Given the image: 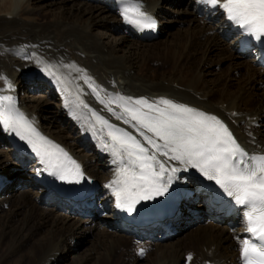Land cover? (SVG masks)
Listing matches in <instances>:
<instances>
[{
    "label": "bare ground",
    "instance_id": "obj_1",
    "mask_svg": "<svg viewBox=\"0 0 264 264\" xmlns=\"http://www.w3.org/2000/svg\"><path fill=\"white\" fill-rule=\"evenodd\" d=\"M44 1L2 0L3 6H0V9H8L6 17L0 16V147L6 151L0 160V264H60L61 253L74 249L69 245L70 235L83 229L88 233L97 226L95 216L102 211H108L109 220L101 225L105 231L97 240L98 255H88L75 264L92 261L93 264H109L110 261L116 264H241L243 242L251 240L246 218L241 214L230 219L219 215L211 204L214 195L206 187L199 170L190 166L185 168L176 161L169 162L179 171L173 174L168 189L181 192L184 201L173 220L166 223L170 235L165 236L163 231L156 235L152 230L138 233L124 224L122 208L118 206L113 188L109 187L118 178L119 164L104 147L105 141H111L106 129L101 131L92 112L136 135L150 147L134 128L108 111L107 102L116 100L117 103L110 106L119 114L122 111L117 106L119 97L146 99L150 103L169 99L216 116L247 154H264V135H260L255 125L258 120L259 124L264 121V98H256L253 93L256 83L264 81L260 55L254 52L252 59L246 58L247 54L242 52L243 36L238 35L227 20L226 12L202 0L181 4L186 22L193 26L192 35L185 42L182 40L180 44L176 42L163 48L140 42L116 0L84 3L75 16L62 8L66 2L77 0H52L51 4L59 6L61 11L47 13L39 11V5H36ZM128 1L139 3L141 10L159 23L161 34L170 5L162 0ZM84 7L87 11H83ZM198 12L202 14L200 19ZM95 14L99 16L96 18ZM24 16L32 21L24 20ZM160 18L164 21L160 22ZM98 27L120 34V42L109 44L97 39L93 32ZM228 39L231 41L227 42ZM129 40H134L130 52L121 55V47ZM190 48L191 53L204 50L202 58L208 52L223 50L227 59L236 64L234 72L247 71L248 78L240 93L232 96L229 92L235 77L233 71L232 75L230 72L212 84L202 78L205 76L203 71L211 65L208 60L204 64L200 61L195 75V61H191V53L185 54V49ZM155 62L163 66L170 63L171 70L154 72ZM49 70L55 75H50ZM31 83H34L33 92L37 90L35 88L43 91L39 93L38 90L35 105L20 99ZM209 88H213L214 93H210ZM6 97H11L13 103L8 104L4 100ZM10 110L23 113L41 135L63 148L98 184L101 200H89L84 204L87 208L80 211L48 190L49 172L41 161L16 150L15 132L3 121ZM27 162L28 170L23 169ZM14 169L18 180L7 178L6 171ZM23 179L31 180V188L11 196ZM7 193L9 196H5ZM195 201L201 204L202 210L193 216L189 205ZM49 203L53 207L47 209ZM5 206L9 209L5 210ZM5 211L6 215L3 214ZM204 217H208L207 220H203ZM187 225L194 226L189 235L167 245L166 242L177 237ZM110 230L115 233L114 238L107 236L111 235ZM132 244L136 251H131ZM121 249L123 252L118 255ZM140 249L146 250V257H150L147 262L140 255Z\"/></svg>",
    "mask_w": 264,
    "mask_h": 264
},
{
    "label": "snow or ice",
    "instance_id": "obj_2",
    "mask_svg": "<svg viewBox=\"0 0 264 264\" xmlns=\"http://www.w3.org/2000/svg\"><path fill=\"white\" fill-rule=\"evenodd\" d=\"M202 2L213 8L219 6L229 20L249 36L264 43V0ZM141 8L139 3L131 4L125 18L142 28H155V21ZM129 13L137 18L133 19ZM49 74L55 75L50 70ZM93 91L96 89L93 88ZM4 100L8 104L13 103L11 97ZM118 100L117 106L122 111L118 114L110 106L117 103L116 100L107 102L108 111L117 120L134 128L150 146L146 147L136 135L92 112L101 125V131L106 129L111 141H105L104 147L115 157L114 162L119 164L118 178L109 185L115 192L118 206L133 211L139 201L164 195L172 183L173 174L179 171L170 161H176L185 168L198 169L239 204L247 206V231L261 243L258 246L249 240L243 242L244 264H264V155L249 157L228 127L216 116L164 98L152 103L146 99L119 97ZM3 121L22 140L27 141L32 151L43 158L50 171L59 175V179L77 183L82 179L83 174L76 161L58 144L37 132L23 113L17 111L15 116L5 115ZM100 139L104 140V137Z\"/></svg>",
    "mask_w": 264,
    "mask_h": 264
},
{
    "label": "rangeland",
    "instance_id": "obj_3",
    "mask_svg": "<svg viewBox=\"0 0 264 264\" xmlns=\"http://www.w3.org/2000/svg\"><path fill=\"white\" fill-rule=\"evenodd\" d=\"M18 1L22 2L24 0H18ZM92 1L93 0H77V1H75V3L74 2H66L64 8H62V9H64L66 12H68L70 14V16H75L77 14V11H79V12L81 11V8L83 5L92 4L93 3ZM189 1H191V0H166V1L162 0V2L164 4L170 5L169 7H167V12L169 13V15H168V17H166V19H168V20H167V22H165V24H162V26H161V27H163L164 30L161 32V34H159V37L157 39L150 41V42H141V43L153 44L154 48L155 47L163 48L166 45H172L176 42H179V44H180L181 43L180 41H182V40L184 41L186 38H188V36L192 35V32H193L192 27L193 26H191L190 24H188L186 22L185 18H187V17H186V13L184 11L185 9L182 6L183 4H187ZM51 2H52V0H45L44 2H41L39 4L37 2H35V3H37L36 5H39L38 9H39V11H42L43 13L61 11V9H59V6H54L51 4ZM0 6H3L2 0H0ZM30 7L31 8H29V10L34 7V4L31 5ZM86 8L87 7H84L83 11H87ZM1 13H2V15H1ZM7 13H8V9H6V8L0 9V16H2V18L6 17ZM198 13L199 14L197 15V17L199 19L202 18L201 17L202 14L200 12H198ZM98 16L99 15L95 14L96 18ZM172 19H174L175 21L172 22ZM24 20L32 21V18H26L25 17ZM163 21H164L163 18L162 19L160 18V22H163ZM200 23H202V22H200ZM93 36L97 37V39H99V40H104V41H106V43H109V44L110 43L116 44V43L120 42V39H121L120 34L111 33L108 30L102 29L99 27L94 30ZM229 41H231V39L227 40V42H229ZM132 43L134 44V40L127 41L121 47L120 54L121 55L128 54L130 52L131 46L133 45ZM221 49H223V48H221ZM190 50H191V48L185 49V54L189 55L191 53ZM186 51H188V53ZM203 51L204 50L198 49V50H196V52L191 53V55H192L191 61L192 62L195 61V65L193 68L195 71L194 72L195 75H196V73H198V69H196V66L200 63V61L201 62L203 61L202 63L204 64L206 62V60H208L210 62L209 64H211V65L209 66V68H207L206 70L203 71V75H205V76H203L202 78L206 82H208V84H212V83L216 82L217 80H219V78L226 76L230 72H231L230 75L233 74L234 70L236 69L234 67V66H236V64H233L234 63L233 61H230L229 59H227V55L225 52H223V50L219 49L218 51H215L212 53L208 52L206 54L207 56L206 57L204 56L205 58L204 57L202 58V55H201ZM251 53L252 52H248L246 58L252 59ZM153 64H154L153 67L155 69L154 72H157V73H159L160 71H163V70L169 71V70H171V67H172L170 63H167L165 65L166 67L163 66L160 62H155ZM234 74H235V77H234L233 81L230 83V87H229V92L232 96H235L238 93H240L241 89L245 86V83H246L247 78H248V76H247L248 72L244 71V70H238V71L234 72ZM260 82L261 81H258L256 83L257 88L253 92L256 98H264V81L261 83ZM32 84H34V83H31L28 85V88L25 91L24 96H20V99L21 100L24 99L25 102H27V103L30 102L31 105L32 104L35 105V101L37 100L39 93H43V91L41 89L35 88L37 90H35V92H33V89H32L33 85ZM177 86L178 85L176 84V88H177ZM38 90H40L41 92L38 93ZM209 90H210V93H214L213 88H209ZM32 93H35V94H33V96H32ZM259 122H260L259 120L256 121L255 125L259 129L260 135H264V126L261 125L262 123L264 124V121L261 124H259ZM5 153H6V151H4V149L0 147V160L3 158L2 156L5 155ZM5 165L6 164H4V166ZM29 167L30 166L28 165V162H27L24 164L23 169L28 170ZM6 172H7L6 173L7 178L10 177L11 179H14V180L19 179L18 178L19 176L14 175V173L16 172V169H14L13 171L8 170ZM30 181H31L30 179H23L21 181L22 184L18 185L17 191H15V193L13 192L11 194V196H14L15 194H17V192L23 193L24 189H30L31 185H32ZM34 192L35 191H33V194H34ZM36 194H34V195H36ZM5 196H9V193H7V195H5ZM101 197H102V195L98 192L97 201H100ZM39 200H41V197H39ZM46 205H47V209L50 207L51 208L53 207L52 203H49ZM199 205H201V204L198 203V201H195V203H192L191 205H189V207H191L193 209L192 210L194 212V214L192 212L193 216L202 210L201 208H199ZM5 208H6L5 210L9 209L7 206H5ZM6 213H7V211H5L3 214L6 215ZM24 217H25V215H23L20 219L23 220ZM82 218H84V217H82ZM207 218L208 217H204L203 220H205V219L207 220ZM95 219H98V220H95L97 226L96 227L93 226V229L90 230L88 233H86V230L83 229L81 231H77L76 234H74V235H72V234L70 235V237L68 238L69 239V245L71 247H74V249H71L69 252L67 251L66 253L62 252L63 254L61 253L62 262L60 264H75V262H78V261L88 257V255H89V257L98 255L97 253L99 250H98V247H96L97 246L96 244H97V240L99 238H102L103 237L102 235H104L103 233L105 230L101 225L103 224V222H105V223L108 222V220H109L108 219V211L99 212L97 214V216H95ZM189 226L190 225L185 226L183 228L184 230L178 236L176 235L177 237L168 240L166 242L167 245L171 242L177 241L178 238L182 237L183 235L188 236L189 235L188 233L191 232V230H193L192 228H194V226H191V227H189ZM111 231L112 230H110V233H111ZM113 234H115V233L112 232L111 235H113ZM111 235L107 234V236L114 238V235L113 236H111ZM154 240L155 239L151 240V242ZM49 242L51 243V240H49ZM64 242H65V240H64ZM55 243H52V245H54ZM158 243H161V242L158 240ZM126 251L124 253H126ZM131 251L132 252L136 251L135 245H133L131 247ZM196 251H194V252H196ZM122 252H123V249L119 250L118 255H121ZM140 255L143 257V260L145 262H147L150 259V257H146L147 252L144 255L140 253ZM51 256L54 257L53 254ZM93 263H94L93 261L90 262V264H93ZM110 263L112 264L113 261H110ZM113 264H116V262L114 261Z\"/></svg>",
    "mask_w": 264,
    "mask_h": 264
}]
</instances>
